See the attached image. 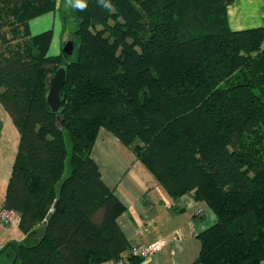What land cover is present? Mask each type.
I'll return each mask as SVG.
<instances>
[{"label":"trees","instance_id":"16d2710c","mask_svg":"<svg viewBox=\"0 0 264 264\" xmlns=\"http://www.w3.org/2000/svg\"><path fill=\"white\" fill-rule=\"evenodd\" d=\"M235 0H75L74 53L48 55L53 30L31 18L57 0H0V101L20 131L4 208L38 243L8 264H101L129 242L124 205L91 151L101 127L174 196L217 216L195 263L264 260V24L231 28ZM67 68L62 107L47 93Z\"/></svg>","mask_w":264,"mask_h":264},{"label":"crops","instance_id":"0c3cea01","mask_svg":"<svg viewBox=\"0 0 264 264\" xmlns=\"http://www.w3.org/2000/svg\"><path fill=\"white\" fill-rule=\"evenodd\" d=\"M264 0H235L228 7V21L233 29L264 24ZM60 14L50 11L31 18V34L47 31ZM60 22H62L59 16ZM29 23V22H28ZM52 28V27H51ZM43 30V31H40ZM54 37V36H53ZM52 37V42L55 39ZM20 131L12 116L0 101V254L14 253L28 235L19 226L20 214L10 211L3 218L4 202L16 160ZM136 141L127 145L111 130L101 127L91 151L106 185L124 205L117 221L126 236L129 247L166 240L163 248L151 257L134 264H200L202 241L198 234L217 220L205 201L193 192L172 195L153 171L135 153ZM38 234L34 237L37 238ZM7 258H1L0 264ZM101 264H114L113 260ZM261 264H264V260Z\"/></svg>","mask_w":264,"mask_h":264},{"label":"rangeland","instance_id":"374dc122","mask_svg":"<svg viewBox=\"0 0 264 264\" xmlns=\"http://www.w3.org/2000/svg\"><path fill=\"white\" fill-rule=\"evenodd\" d=\"M56 6L62 22H60L59 16L57 15L56 21L51 26L52 28L50 27V29L53 30L52 37L54 36L53 39H55V42H50L48 55L60 54L63 51L66 42L70 40L78 41L76 29L79 20L75 14V0H57ZM30 27L31 25L29 21L28 28L31 31Z\"/></svg>","mask_w":264,"mask_h":264},{"label":"water","instance_id":"95a60500","mask_svg":"<svg viewBox=\"0 0 264 264\" xmlns=\"http://www.w3.org/2000/svg\"><path fill=\"white\" fill-rule=\"evenodd\" d=\"M63 52L68 55H73L74 53V41L70 40L66 42L63 47ZM67 81V68L64 65L58 67V69L51 76L49 89L47 93V100L53 112H58L62 107V91ZM38 234V231L31 232L28 237L25 239L24 243L27 246H32L39 241V237L35 238L34 236ZM14 264V262H13Z\"/></svg>","mask_w":264,"mask_h":264},{"label":"built area","instance_id":"2783aa9c","mask_svg":"<svg viewBox=\"0 0 264 264\" xmlns=\"http://www.w3.org/2000/svg\"><path fill=\"white\" fill-rule=\"evenodd\" d=\"M2 215L4 219H9L10 211L4 209ZM165 243L166 240L162 239L154 241L150 244L132 245L121 257L114 261V264H134V260L143 261L151 257L157 251L161 250Z\"/></svg>","mask_w":264,"mask_h":264}]
</instances>
